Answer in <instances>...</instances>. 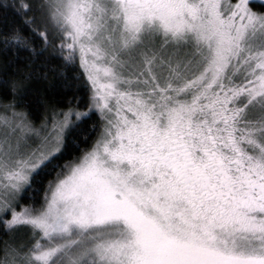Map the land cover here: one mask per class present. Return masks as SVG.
Listing matches in <instances>:
<instances>
[{"label":"snow or ice","instance_id":"snow-or-ice-1","mask_svg":"<svg viewBox=\"0 0 264 264\" xmlns=\"http://www.w3.org/2000/svg\"><path fill=\"white\" fill-rule=\"evenodd\" d=\"M0 54V264H264V0H0Z\"/></svg>","mask_w":264,"mask_h":264},{"label":"trees","instance_id":"trees-1","mask_svg":"<svg viewBox=\"0 0 264 264\" xmlns=\"http://www.w3.org/2000/svg\"><path fill=\"white\" fill-rule=\"evenodd\" d=\"M7 57L0 54V75L3 74V64ZM49 80H53V76L49 73ZM26 85L28 87V95L27 99L29 101L28 105H26L28 111L30 112V116L33 120L39 123V119L45 110V103H58L60 107H64L65 104L61 101H66L67 96H71L72 93L69 91L66 94L62 91L56 92L54 95L51 90L45 87L44 84L38 83L36 81H26ZM3 95V90L0 89V96ZM95 134H93L94 136ZM83 146V145H82ZM2 235V233H0Z\"/></svg>","mask_w":264,"mask_h":264}]
</instances>
